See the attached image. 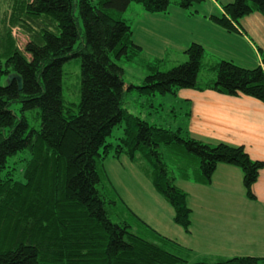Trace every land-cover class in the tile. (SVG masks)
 Listing matches in <instances>:
<instances>
[{"label":"trees","instance_id":"1","mask_svg":"<svg viewBox=\"0 0 264 264\" xmlns=\"http://www.w3.org/2000/svg\"><path fill=\"white\" fill-rule=\"evenodd\" d=\"M203 1L177 5L189 10ZM132 3L164 14L172 0H24L13 26L29 42L21 49L9 31L0 38V264H264V258L253 257L192 262L189 250L138 218L111 184L105 160L126 155L171 205L175 223L190 233L188 195L176 186V177L209 185L218 165L234 166L243 171L247 197L254 200L253 186L264 169L244 147L210 145L124 107L131 90L149 99L209 90L264 103L260 66L219 61L209 66L214 79L199 84L205 50L197 43L186 50L185 63L126 89L115 60L140 49L122 19ZM222 8L210 20L229 33L238 32L246 16H264V0H235ZM74 58L81 60L79 104L67 103L63 95L64 66ZM12 74L21 77V89L17 80L7 82ZM122 125L123 136L108 143ZM169 153L179 168L166 161Z\"/></svg>","mask_w":264,"mask_h":264},{"label":"crops","instance_id":"2","mask_svg":"<svg viewBox=\"0 0 264 264\" xmlns=\"http://www.w3.org/2000/svg\"><path fill=\"white\" fill-rule=\"evenodd\" d=\"M219 9L223 13L222 6ZM204 19L213 25L210 17ZM238 28L236 33L223 31L236 36L237 42H244L253 55L248 61L242 49L237 51L243 58L239 65L264 68V16H246ZM163 101L179 108L180 119L185 122L178 123L177 128L187 130L192 138L210 145L244 147L253 161L264 163V103L246 96L190 89L178 91L171 99L164 97ZM104 169L127 207L163 237L189 250L192 262L206 257L264 258V169L253 186L254 200L247 197L243 171L234 166L218 165L209 185L176 177V186L188 195L190 233L175 223L171 205L129 157L111 156L105 160Z\"/></svg>","mask_w":264,"mask_h":264},{"label":"rangeland","instance_id":"3","mask_svg":"<svg viewBox=\"0 0 264 264\" xmlns=\"http://www.w3.org/2000/svg\"><path fill=\"white\" fill-rule=\"evenodd\" d=\"M21 1L24 0H0V38L5 39L9 31L8 33H12L16 45L23 49L29 42L30 37L21 28L13 26L15 9ZM177 1L179 0H172L168 12L161 14L162 17L160 14L146 12L143 6L137 3H132L127 11L123 13L122 19L129 25L133 33L132 41L134 45L140 48L133 49L134 53L129 54V59L123 57L121 60H115L124 70L126 89L141 87L148 76L156 72L170 71L174 67L185 63L188 59L185 54L186 50L196 43L200 44L205 50L203 68L199 74V84L201 85H205L212 78L214 79V73L209 70V66L219 61L234 60L235 65L245 67L239 65V62L243 59L238 56L241 49L244 51V57L247 56L248 61L249 56L253 58L251 51L245 47L244 42H237L235 40L236 36L226 33L214 23L211 27L204 19L206 15L208 18L211 15L221 16L222 11L219 8L235 0H204L199 4H194L189 10H181L176 4ZM181 11L186 13L184 14ZM177 14H183L185 17ZM76 17L83 35L84 25L78 9ZM54 33L59 34V30L55 28ZM80 42L81 40L77 43L75 51L80 47ZM231 54L234 58L230 57ZM80 84L81 60L74 58L64 66L63 95L67 103L79 104ZM174 96L157 95L155 98L149 99L145 96L142 97L136 90H131L125 97L124 107L130 113L142 116L151 123L156 122V125L163 126L165 129L172 127L175 131L178 129L177 124H184L185 120L180 119L181 113L176 105L173 107L170 102L163 101L164 97L171 99ZM13 109L20 113L21 104H16ZM175 117L179 120L176 121ZM31 118L30 120H32ZM123 129L124 125L117 128L113 132V136L107 139V142L117 143V138L123 136ZM114 153L115 149L111 150V154ZM165 159L167 162L171 160L173 166L179 168L173 162L170 153ZM126 218H129L128 215Z\"/></svg>","mask_w":264,"mask_h":264},{"label":"water","instance_id":"4","mask_svg":"<svg viewBox=\"0 0 264 264\" xmlns=\"http://www.w3.org/2000/svg\"><path fill=\"white\" fill-rule=\"evenodd\" d=\"M17 80L18 81V84H19V87L20 89L22 88V79L20 76L16 75V74H12L8 77L7 79V82L9 84L13 83V81Z\"/></svg>","mask_w":264,"mask_h":264}]
</instances>
